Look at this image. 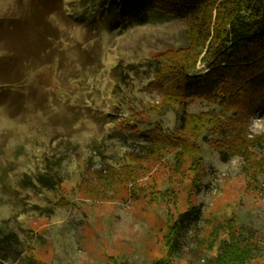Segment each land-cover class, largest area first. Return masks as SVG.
<instances>
[{"label":"rangeland","instance_id":"1","mask_svg":"<svg viewBox=\"0 0 264 264\" xmlns=\"http://www.w3.org/2000/svg\"><path fill=\"white\" fill-rule=\"evenodd\" d=\"M102 1L0 0V227L25 247L11 264H157L169 222L193 204L203 217L175 264H206L245 230L256 245L248 264H264V116L247 121L254 142L228 161L199 139L176 172L173 140L111 166L140 150L145 127L175 130L181 110L152 112L162 98L145 86L155 58L187 40L181 20L161 15L112 30ZM214 106L195 99L186 110ZM47 164L64 178L52 190L35 185Z\"/></svg>","mask_w":264,"mask_h":264},{"label":"trees","instance_id":"2","mask_svg":"<svg viewBox=\"0 0 264 264\" xmlns=\"http://www.w3.org/2000/svg\"><path fill=\"white\" fill-rule=\"evenodd\" d=\"M102 3L101 16L112 30L118 28L123 32L161 15L181 20L187 40L185 45L155 58L158 64L154 77L145 86L162 98L150 107L152 112L181 110L175 130L167 134L159 123L143 127L140 134L145 144L129 153L126 162L111 166L128 167L132 165L130 161L137 165L152 152L164 149V143L158 142L175 140L179 149L173 169L178 172L183 162L180 155L191 148L200 150L199 139L217 147L224 161L254 142L246 131L251 117L264 116V0H103ZM199 62L204 64L201 69L197 68ZM195 99L215 106L197 114L189 113L186 107ZM121 137L124 141L125 137ZM201 163L199 156L194 166L199 168ZM52 166L47 164L35 176V185L51 190L60 187L64 178ZM198 178L194 182L200 189ZM23 182L28 183L26 178ZM202 217V206L193 204L169 222L165 233L167 252L157 264H175L174 258L183 252L185 238L197 230ZM246 232L249 233L231 232L230 239L221 243L218 253L206 264H248L256 245L245 237ZM24 252L20 235L12 228L0 227V264H11Z\"/></svg>","mask_w":264,"mask_h":264},{"label":"built area","instance_id":"3","mask_svg":"<svg viewBox=\"0 0 264 264\" xmlns=\"http://www.w3.org/2000/svg\"><path fill=\"white\" fill-rule=\"evenodd\" d=\"M257 117H259V119H261L262 117H260V116H257Z\"/></svg>","mask_w":264,"mask_h":264}]
</instances>
